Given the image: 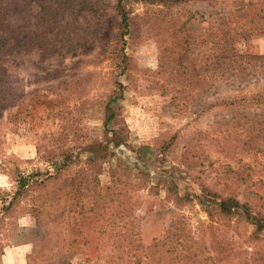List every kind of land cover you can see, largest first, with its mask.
Instances as JSON below:
<instances>
[{"label":"rangeland","instance_id":"obj_1","mask_svg":"<svg viewBox=\"0 0 264 264\" xmlns=\"http://www.w3.org/2000/svg\"><path fill=\"white\" fill-rule=\"evenodd\" d=\"M104 1L102 18L65 8V50L18 51L0 65V264H107L91 249L101 241L102 212L115 204L104 207L100 193L115 184L139 203L133 216L146 245L182 220L202 264H264V230L193 198L203 186L224 196L233 188L264 206V105L202 111L218 97L264 91L263 72L212 77L226 66L214 65L208 26L223 14L230 23L235 6L130 0L122 38L115 1ZM235 45L263 54L264 35ZM253 123L254 135L245 131ZM233 124L243 133L232 129L227 139ZM172 182L193 200L176 204Z\"/></svg>","mask_w":264,"mask_h":264},{"label":"trees","instance_id":"obj_2","mask_svg":"<svg viewBox=\"0 0 264 264\" xmlns=\"http://www.w3.org/2000/svg\"><path fill=\"white\" fill-rule=\"evenodd\" d=\"M117 12L122 16L118 24L121 37L128 33L131 15L126 11V5L130 0H114ZM147 4L176 6L191 0H135ZM210 1V0H209ZM216 2L232 3L235 11L239 14L229 15L231 20L227 23L226 14L218 19L211 20L208 26L206 39L211 43L210 51L214 65L226 66V69L215 71L212 74L214 82L217 79H229L236 81L250 78L251 75L262 73L264 76V53L242 52L236 47L237 39H249L253 35H264V0H211ZM68 15L74 17L86 10L88 13L102 18L106 13L107 4L104 0H0V65L8 61L15 52L32 51L34 49L65 50V8ZM235 12V13H236ZM60 20H55L56 18ZM237 17V18H235ZM61 21L64 24H61ZM101 21H99L100 23ZM67 26V25H66ZM89 31L86 33L88 35ZM204 37V36H203ZM8 57V59H6ZM243 105H264V91L261 90H240L228 94L225 97H218L211 101L204 110H212L216 107L234 108ZM111 115L108 121L114 117L112 109L108 108ZM227 128V139L234 129L238 137L243 133L240 124ZM254 123L245 129L249 134L254 135ZM117 131L115 136L118 137ZM237 137V136H236ZM253 139V136L250 137ZM123 140V139H122ZM118 139L116 144H119ZM228 141V140H227ZM93 159V158H92ZM65 162L57 167L53 177H61ZM43 179L42 181H44ZM28 180L22 179L21 189L25 188ZM133 188L136 184L132 185ZM103 189V187L101 188ZM107 190L112 189L109 185ZM113 191L102 196V205L113 210L108 213L102 212L100 244L91 249L96 252L94 257L104 259L107 264H202L200 254L194 250L193 241L196 236L191 229H187L185 223L180 220L173 222L168 233L163 239L157 240L151 245H146L140 232L137 230L136 219L133 211L139 206L132 196L123 194L120 185H114ZM104 190V189H103ZM202 194H196L200 203L207 208H213L220 214L227 217L240 215L248 222L256 226V231L264 230V206L255 202L242 201L234 193V189L224 196L211 186H203ZM80 192V190H77ZM168 191L175 195L176 204L183 200L190 199V194L181 195L176 182L169 183ZM109 195V200L106 196ZM12 203V201H10ZM110 205V206H109ZM102 206V207H103ZM105 209V208H103ZM88 235L81 230L77 241L84 238L88 241ZM79 249H75L77 251ZM87 254L89 249H85Z\"/></svg>","mask_w":264,"mask_h":264}]
</instances>
